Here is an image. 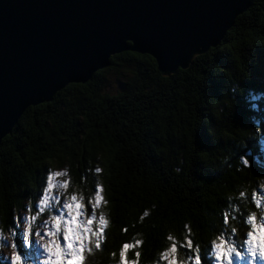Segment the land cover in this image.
Here are the masks:
<instances>
[{
    "label": "trees",
    "instance_id": "obj_1",
    "mask_svg": "<svg viewBox=\"0 0 264 264\" xmlns=\"http://www.w3.org/2000/svg\"><path fill=\"white\" fill-rule=\"evenodd\" d=\"M54 172L67 181L60 197L77 196L86 214L101 185L97 213L107 224L84 264H119L121 245L137 240L129 264H166L161 253L173 242L183 245L176 259L191 264L187 239L201 249L200 264H211L218 237L242 252L247 216H264L254 199L264 182V0H251L185 70L162 76L152 57L123 52L87 83L29 107L0 144L2 234L26 205L37 213Z\"/></svg>",
    "mask_w": 264,
    "mask_h": 264
},
{
    "label": "water",
    "instance_id": "obj_2",
    "mask_svg": "<svg viewBox=\"0 0 264 264\" xmlns=\"http://www.w3.org/2000/svg\"><path fill=\"white\" fill-rule=\"evenodd\" d=\"M251 0H0V144L23 113L123 52L162 76L216 48Z\"/></svg>",
    "mask_w": 264,
    "mask_h": 264
},
{
    "label": "snow or ice",
    "instance_id": "obj_3",
    "mask_svg": "<svg viewBox=\"0 0 264 264\" xmlns=\"http://www.w3.org/2000/svg\"><path fill=\"white\" fill-rule=\"evenodd\" d=\"M96 171L99 172L100 169L97 168ZM54 175L59 176L60 173H49L47 175V187L44 188V195L36 206L43 209L46 206H51V203L54 201L56 204H62L63 208V211L59 215H53L51 217V231L36 233L39 237L47 238L46 242L40 245L46 256L43 264H84L86 243L94 237L96 240V247L100 248L104 226L107 224L105 218L101 216L98 225L93 228L95 223V210L102 200L101 185H95V199L88 201L92 213L88 215L85 212V203L78 199L77 196L73 195L70 200L62 201L60 197L50 195L52 189L55 187L53 184ZM63 186H67V181H65ZM147 215L148 213L145 212L144 216ZM22 219L31 221L34 220L35 217L30 216ZM256 220V216H247V223L250 224L251 230L247 231L246 238L241 240L240 248L243 249V252L247 253L249 261H255L257 258L264 261V223L257 224ZM13 235L15 236V233H13ZM31 235V228L26 227L22 233V243L25 247L31 244ZM60 236H62L63 244L60 243ZM168 239L171 240V237ZM218 239L219 243L213 241L211 244V254L214 255L218 264H233V256L239 260L245 259L243 252L238 250L233 242H226L222 237H218ZM185 243L187 244L188 251L194 249V259L189 257L191 264H200L201 249L199 246L195 245L192 239H187ZM141 244L142 241L139 240L136 241L135 245L123 243L119 250V264H129L127 258L128 251ZM11 247L13 249L11 264H23L22 255L16 251V243H13ZM182 247V244L178 245L174 242L171 243L170 247L161 253V258H167V264H181V262L176 259V254L178 249ZM139 255L140 253L137 252L136 256L139 257ZM133 264H137V262H133Z\"/></svg>",
    "mask_w": 264,
    "mask_h": 264
},
{
    "label": "rangeland",
    "instance_id": "obj_4",
    "mask_svg": "<svg viewBox=\"0 0 264 264\" xmlns=\"http://www.w3.org/2000/svg\"><path fill=\"white\" fill-rule=\"evenodd\" d=\"M115 82H116L115 78H111L110 85H109L111 90H113V88L115 87V84H116ZM55 173L57 172H54L53 174ZM59 173H60L59 176L54 175L53 184L55 185V187L52 189V192L50 193V195H54L58 197L61 196L62 192L66 188L65 186H63L65 183L64 175L62 172H59ZM46 187H47V178H46ZM260 187L262 191L260 193H257L254 196V199L256 202L262 203L264 202V182L261 183ZM43 195H44V191H42V194L40 195V197H38V200L36 201V206L39 204L40 199L43 197ZM101 197H102L101 203L95 210L96 211L95 223L93 225V228H95L98 225L99 218L103 216L100 213H97V209L100 208L102 205H104L102 192H101ZM61 200L63 201V200H70V199L65 196L64 198H61ZM29 210L30 208L28 207V205H26L24 209L20 210L19 212L17 211L15 215V220L18 217V220H16V224L7 232L3 234L0 232V264H11V256L13 253V249L11 245L13 243H16L17 245L16 251L22 255L23 264H43L46 256L43 251V248L40 245L45 243L47 238L39 237L36 235V233H43L45 231L52 230L51 229V217L53 215H59L63 211L62 204H56L53 201L51 203V206H46L43 209L36 207V211H37L36 214L31 213ZM87 213L89 215L92 214L91 211ZM43 214H47V216L44 218V220L41 223H38L37 222L38 216H41ZM96 214L98 216H96ZM30 216L35 217V219L31 221H25L24 219H22L24 217H30ZM65 217H66V213H65ZM103 217L107 221L106 217L105 216ZM256 223L257 224L264 223V216L259 222H256ZM26 227H30L32 230V235H31L32 242L27 247H25L22 243V233ZM105 228H106V225L104 226V229ZM13 233H15V236L13 235ZM59 239H60V243L63 244L62 236H60ZM92 243L96 244V240L94 237L90 241H88V243H86L85 252L90 250V245ZM243 254L245 256L244 260H239L235 256H233V264H264V261H261L259 258H257L255 261H249V259L247 258V253L243 252ZM211 256L212 258H210L209 262L211 264H218V262L215 260L214 255L211 254ZM164 260L166 261V264H167V258H164Z\"/></svg>",
    "mask_w": 264,
    "mask_h": 264
},
{
    "label": "bare ground",
    "instance_id": "obj_5",
    "mask_svg": "<svg viewBox=\"0 0 264 264\" xmlns=\"http://www.w3.org/2000/svg\"><path fill=\"white\" fill-rule=\"evenodd\" d=\"M22 117V116H21ZM20 120V119H19ZM19 122V121H18Z\"/></svg>",
    "mask_w": 264,
    "mask_h": 264
}]
</instances>
